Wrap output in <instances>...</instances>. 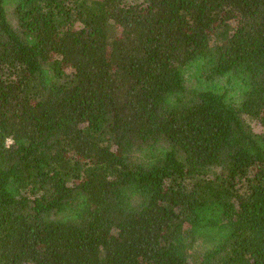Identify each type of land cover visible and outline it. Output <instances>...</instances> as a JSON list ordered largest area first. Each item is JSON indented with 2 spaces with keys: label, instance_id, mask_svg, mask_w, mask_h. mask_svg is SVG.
Masks as SVG:
<instances>
[{
  "label": "trees",
  "instance_id": "trees-1",
  "mask_svg": "<svg viewBox=\"0 0 264 264\" xmlns=\"http://www.w3.org/2000/svg\"><path fill=\"white\" fill-rule=\"evenodd\" d=\"M0 264H264V0H0Z\"/></svg>",
  "mask_w": 264,
  "mask_h": 264
}]
</instances>
